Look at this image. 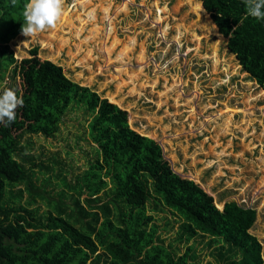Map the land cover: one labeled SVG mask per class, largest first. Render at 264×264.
<instances>
[{"label": "trees", "instance_id": "16d2710c", "mask_svg": "<svg viewBox=\"0 0 264 264\" xmlns=\"http://www.w3.org/2000/svg\"><path fill=\"white\" fill-rule=\"evenodd\" d=\"M199 1L193 9L210 14L219 39L228 38L229 51L264 92V19L248 16L243 0ZM27 2L0 0V90L7 77H19L16 94L23 99L15 119L0 124V264H199L189 244L197 237L207 240L216 264H264L261 244L249 232L254 208L229 201L222 209L198 183L176 173L161 145L130 127L115 95L101 98L74 82L61 66L39 58L37 48L15 59L9 42L21 33ZM74 108L89 119L95 156L74 181L56 174L64 189L55 200L33 180L36 170L51 168L32 156L29 167L18 159L28 161L24 136L55 137ZM37 198L48 207L41 215L31 208ZM166 209L180 219L176 241L185 244L183 253L158 234L154 213Z\"/></svg>", "mask_w": 264, "mask_h": 264}, {"label": "rangeland", "instance_id": "374dc122", "mask_svg": "<svg viewBox=\"0 0 264 264\" xmlns=\"http://www.w3.org/2000/svg\"><path fill=\"white\" fill-rule=\"evenodd\" d=\"M81 1L62 0L63 14L50 30L10 40L15 59L29 58L37 48L39 58L61 66L74 82L101 98L115 95L130 127L156 140L176 173L198 183L222 209L235 201L256 210L249 232L264 261V92L229 51L228 38L219 39L206 10L193 9L199 0ZM5 88L21 90L20 78L7 77L0 91ZM88 120L74 108L55 137L22 140L28 148L22 157L51 168L36 170L33 180L55 200L64 189L56 174L74 181L94 160ZM33 207L40 215L48 208L40 198ZM154 214L165 245L183 253L185 244L176 241L180 219L167 209ZM206 241L189 242L196 262L216 264Z\"/></svg>", "mask_w": 264, "mask_h": 264}, {"label": "clouds", "instance_id": "9594fccd", "mask_svg": "<svg viewBox=\"0 0 264 264\" xmlns=\"http://www.w3.org/2000/svg\"><path fill=\"white\" fill-rule=\"evenodd\" d=\"M246 14L257 20L264 19V0H243ZM61 0H28L23 9L21 33L27 37L50 30L62 16ZM23 105L15 90L5 88L0 91V124L11 123L17 106Z\"/></svg>", "mask_w": 264, "mask_h": 264}]
</instances>
